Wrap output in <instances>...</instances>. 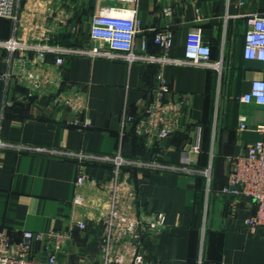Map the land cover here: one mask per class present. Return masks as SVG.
<instances>
[{"label":"crops","instance_id":"0c3cea01","mask_svg":"<svg viewBox=\"0 0 264 264\" xmlns=\"http://www.w3.org/2000/svg\"><path fill=\"white\" fill-rule=\"evenodd\" d=\"M104 7H137V53L143 42L158 53L155 34L171 30V56L183 58L200 29L222 69H162L169 99L185 97L188 105L175 133L157 140L139 135L136 122L155 99L158 66L81 56L57 65L55 55L22 66L0 49V231L14 241L24 231H54L64 237L58 264H103V221L118 186L138 218L166 215L161 231L126 246L128 261L136 251L145 264H264V231L250 235L244 225L255 203L221 194L229 158L263 137L264 107L241 99L252 81L264 80V62L243 55L244 16L264 14V0H20L17 19L0 17V40L107 47L90 36L91 18ZM71 89L83 100L70 95L69 104L60 103ZM241 116L248 118L245 130ZM197 128L199 154L191 151ZM79 153L90 157L81 185ZM117 156L126 161L120 169ZM33 256L44 258L41 243Z\"/></svg>","mask_w":264,"mask_h":264},{"label":"built area","instance_id":"2783aa9c","mask_svg":"<svg viewBox=\"0 0 264 264\" xmlns=\"http://www.w3.org/2000/svg\"><path fill=\"white\" fill-rule=\"evenodd\" d=\"M20 0H0V17L17 19V10ZM172 16L170 10L166 11ZM246 32L243 55L247 60L264 62V14L255 12L245 16ZM138 9H99L91 18L90 36L93 40H100L107 47L100 45L60 46L48 42L37 43L23 41L17 37L9 40H0V49H4L17 56L22 66L37 65L38 60L44 61L48 55H55L57 65H63L68 56H81L91 58L124 59L129 63L146 62L160 68L156 78V96L152 102L146 104L142 118L136 122V131L139 135L157 140H164L173 135L179 121L185 114L188 102L185 97L169 99L170 87L163 76L162 69L167 66H185L196 68L222 69V61H214L211 47L203 43L200 29L194 31L186 46L184 57L171 56L174 33L171 30L160 31L155 35V44L159 47L158 53L148 51L147 42L142 43L141 52L135 51L136 37L139 32ZM33 54V58L30 57ZM32 60H31V59ZM33 85L40 87L39 77L31 74ZM30 83V82H29ZM60 96L59 102L70 103L71 99ZM246 104L256 103L264 107V80H254L250 89L242 97ZM127 121L133 123L136 119L128 116ZM239 127L242 130L248 127V118L241 116ZM262 139L247 146L242 153L229 158L230 171L227 182L221 189V194L231 198L245 197L253 200L256 205L254 214L248 217L245 228L250 235H257L264 231V125ZM5 146L0 141V149ZM191 151L195 154L201 152V129L197 128L193 137ZM78 185L87 181L84 159L90 157L79 153ZM118 169L126 161L117 156L114 159ZM210 179V169L205 171ZM104 238L103 264H145L141 252L132 254L128 261L124 252L126 246L133 241H140L149 233L161 231L166 226V215L158 213L149 219L138 218L134 213L133 205L118 192V186L113 190L111 209L103 221ZM80 228H86L83 221ZM42 244L44 258L33 256L34 246ZM64 237L57 232L48 234L33 231H24L19 241L6 231H0V264H58L59 254L63 250Z\"/></svg>","mask_w":264,"mask_h":264},{"label":"rangeland","instance_id":"374dc122","mask_svg":"<svg viewBox=\"0 0 264 264\" xmlns=\"http://www.w3.org/2000/svg\"><path fill=\"white\" fill-rule=\"evenodd\" d=\"M77 89H71V91L70 92H68V90H66V91H63L64 92V97H66L67 99H71V97H70V95L74 98V100L76 101V103H77V100L78 99H80V101H82L83 100V93H82V91L80 90V89H78L77 91H76ZM72 93V94H71ZM70 97V98H69ZM66 98H64L65 100H66ZM66 103V102H65ZM73 103H75V102H73ZM67 104V103H66ZM65 106V105H64Z\"/></svg>","mask_w":264,"mask_h":264},{"label":"trees","instance_id":"16d2710c","mask_svg":"<svg viewBox=\"0 0 264 264\" xmlns=\"http://www.w3.org/2000/svg\"><path fill=\"white\" fill-rule=\"evenodd\" d=\"M156 35V34H155ZM244 42H245V36H244ZM67 46H72V45H67ZM157 48H158V51H159V47L157 46ZM212 50V49H211ZM212 58H213V51H212ZM136 122V121H135ZM135 122H133V124L135 123ZM226 184V183H225Z\"/></svg>","mask_w":264,"mask_h":264}]
</instances>
